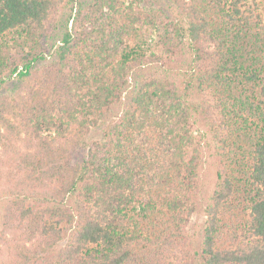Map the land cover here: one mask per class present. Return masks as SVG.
Listing matches in <instances>:
<instances>
[{
  "label": "trees",
  "instance_id": "trees-1",
  "mask_svg": "<svg viewBox=\"0 0 264 264\" xmlns=\"http://www.w3.org/2000/svg\"><path fill=\"white\" fill-rule=\"evenodd\" d=\"M171 3L0 0V264H264V0Z\"/></svg>",
  "mask_w": 264,
  "mask_h": 264
},
{
  "label": "rangeland",
  "instance_id": "rangeland-1",
  "mask_svg": "<svg viewBox=\"0 0 264 264\" xmlns=\"http://www.w3.org/2000/svg\"><path fill=\"white\" fill-rule=\"evenodd\" d=\"M142 5L155 13L158 14V17L161 21H166L168 18H174V13L171 8V0H142ZM62 17V15H61ZM181 60L179 59H166V62L153 65L148 67L147 73L149 75H153L156 72L167 73L171 72L178 76L180 75V71L186 65V59H183L182 56ZM15 89V82L12 81L8 83L2 89V92L6 93H14ZM121 113V102L119 105L116 106L115 113L113 114V118H117V114ZM195 133H197L198 141L201 139L202 144V156H201V165L199 168V181H200V202L198 203L197 210L194 212L193 216L190 219V222L186 228V234L189 238V241L192 242V247L198 249L202 242V230L205 224V216L203 214V208L208 202V198L214 191L215 184L217 182V170H218V158L215 155V152L211 148V134L210 127L207 123V120L202 117L201 121L195 126ZM199 132L206 135H200ZM205 136V137H204ZM1 151V147H0ZM6 159V157H5ZM64 243L61 242L59 245ZM6 254V249L3 243H0V259H4Z\"/></svg>",
  "mask_w": 264,
  "mask_h": 264
}]
</instances>
